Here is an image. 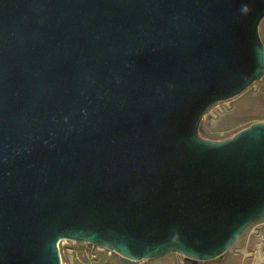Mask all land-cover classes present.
<instances>
[{
  "label": "water",
  "instance_id": "1",
  "mask_svg": "<svg viewBox=\"0 0 264 264\" xmlns=\"http://www.w3.org/2000/svg\"><path fill=\"white\" fill-rule=\"evenodd\" d=\"M264 0H0V264L222 258L264 216V119L212 106L264 78Z\"/></svg>",
  "mask_w": 264,
  "mask_h": 264
},
{
  "label": "rangeland",
  "instance_id": "2",
  "mask_svg": "<svg viewBox=\"0 0 264 264\" xmlns=\"http://www.w3.org/2000/svg\"><path fill=\"white\" fill-rule=\"evenodd\" d=\"M264 41V18L260 23ZM264 119V78L255 81L239 95L215 103L204 116L203 136L222 139ZM61 250L65 264H123L120 254L90 242L64 239ZM138 264H185L184 255L172 251L161 257L142 259ZM198 264H264V216L250 224L219 259Z\"/></svg>",
  "mask_w": 264,
  "mask_h": 264
},
{
  "label": "built area",
  "instance_id": "3",
  "mask_svg": "<svg viewBox=\"0 0 264 264\" xmlns=\"http://www.w3.org/2000/svg\"><path fill=\"white\" fill-rule=\"evenodd\" d=\"M64 240V239H63ZM63 240H61V242H60V246H61V243L63 242ZM65 264V263H64Z\"/></svg>",
  "mask_w": 264,
  "mask_h": 264
}]
</instances>
